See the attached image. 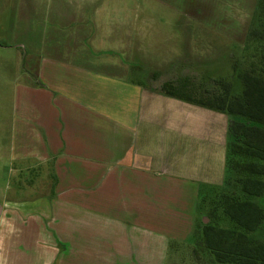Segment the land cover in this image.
I'll use <instances>...</instances> for the list:
<instances>
[{
    "label": "crops",
    "instance_id": "obj_1",
    "mask_svg": "<svg viewBox=\"0 0 264 264\" xmlns=\"http://www.w3.org/2000/svg\"><path fill=\"white\" fill-rule=\"evenodd\" d=\"M61 55L17 84L0 264H145L224 183L229 118Z\"/></svg>",
    "mask_w": 264,
    "mask_h": 264
},
{
    "label": "rangeland",
    "instance_id": "obj_2",
    "mask_svg": "<svg viewBox=\"0 0 264 264\" xmlns=\"http://www.w3.org/2000/svg\"><path fill=\"white\" fill-rule=\"evenodd\" d=\"M261 1L0 0V192L17 179L19 163L8 154L17 84L25 75L34 77L44 59L65 54L61 56L73 62L95 64L160 91L166 81L185 76L207 83L210 75L228 73L230 57L254 52L253 43H241ZM60 47L64 49L55 50ZM81 47L86 51L82 56L76 54ZM206 188L201 189L195 222H210L203 209ZM256 237H264V230ZM193 246V238L164 249L153 246L164 251L160 257L159 252L150 255L145 264H220L206 250L199 248L196 254Z\"/></svg>",
    "mask_w": 264,
    "mask_h": 264
},
{
    "label": "trees",
    "instance_id": "obj_3",
    "mask_svg": "<svg viewBox=\"0 0 264 264\" xmlns=\"http://www.w3.org/2000/svg\"><path fill=\"white\" fill-rule=\"evenodd\" d=\"M246 42L254 52L230 57L227 74L198 84L185 76L161 88L229 118L226 177L221 185L207 186L203 209L210 222H195L190 236L196 254L206 250L220 264H264V237H256L264 230V1L241 45Z\"/></svg>",
    "mask_w": 264,
    "mask_h": 264
},
{
    "label": "water",
    "instance_id": "obj_4",
    "mask_svg": "<svg viewBox=\"0 0 264 264\" xmlns=\"http://www.w3.org/2000/svg\"><path fill=\"white\" fill-rule=\"evenodd\" d=\"M0 214H1V206H0Z\"/></svg>",
    "mask_w": 264,
    "mask_h": 264
}]
</instances>
